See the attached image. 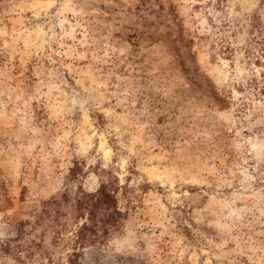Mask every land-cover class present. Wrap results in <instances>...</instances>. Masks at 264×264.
I'll list each match as a JSON object with an SVG mask.
<instances>
[{"label":"rangeland","instance_id":"374dc122","mask_svg":"<svg viewBox=\"0 0 264 264\" xmlns=\"http://www.w3.org/2000/svg\"><path fill=\"white\" fill-rule=\"evenodd\" d=\"M263 35L264 0H0V264H264Z\"/></svg>","mask_w":264,"mask_h":264},{"label":"trees","instance_id":"16d2710c","mask_svg":"<svg viewBox=\"0 0 264 264\" xmlns=\"http://www.w3.org/2000/svg\"><path fill=\"white\" fill-rule=\"evenodd\" d=\"M256 42L261 46L258 53L252 52L256 56V61L258 63L264 64V35L261 40H256ZM263 44V45H262ZM228 55H232L233 48L228 46L225 49ZM76 205L78 208L85 210L88 213V223L85 224L79 231L78 243L80 247H88L89 245H94L96 240L101 235L100 230L104 229V233H107V228H103L106 222L113 225L115 221H118L121 211L118 208L117 200L115 196L108 190V184L103 183L96 192H81L79 196L76 197ZM57 200L53 199L47 203H56ZM24 225L27 222L23 223ZM22 224V225H23ZM1 250L5 253L11 252V241L2 242ZM51 263L52 261L49 260ZM46 264V263H41Z\"/></svg>","mask_w":264,"mask_h":264}]
</instances>
